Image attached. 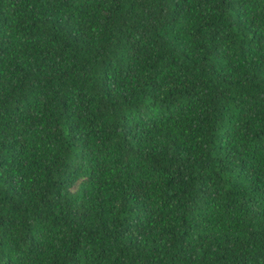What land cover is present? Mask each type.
<instances>
[{
	"label": "trees",
	"instance_id": "obj_1",
	"mask_svg": "<svg viewBox=\"0 0 264 264\" xmlns=\"http://www.w3.org/2000/svg\"><path fill=\"white\" fill-rule=\"evenodd\" d=\"M0 264H264V0H0Z\"/></svg>",
	"mask_w": 264,
	"mask_h": 264
}]
</instances>
